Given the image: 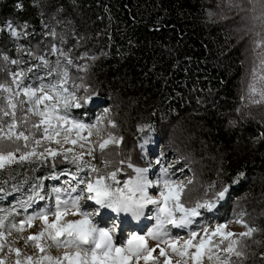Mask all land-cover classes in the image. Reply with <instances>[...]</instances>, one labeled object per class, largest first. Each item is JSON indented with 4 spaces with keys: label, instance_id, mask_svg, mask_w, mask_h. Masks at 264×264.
Instances as JSON below:
<instances>
[{
    "label": "trees",
    "instance_id": "16d2710c",
    "mask_svg": "<svg viewBox=\"0 0 264 264\" xmlns=\"http://www.w3.org/2000/svg\"><path fill=\"white\" fill-rule=\"evenodd\" d=\"M8 24L21 37L6 31ZM262 39L259 0H0V82L10 63L3 52L12 59L41 54L44 63H58V73L48 76L50 66L40 63L32 84L57 83L66 71L69 90L84 83L88 94L102 98L71 109V116L95 124L105 106L122 138L95 160L74 162L62 153L0 169L4 229L25 219L21 211L38 191H48L55 210L58 194L47 183L49 175L88 178L93 173L84 162H90L100 166V174L121 169L117 178L124 182L133 173L129 163L145 165L137 147L143 133L136 127L150 123L159 133V156H172L191 178L182 201L209 199L228 186L215 211L218 220L239 218L256 229L240 238L244 255L232 264H264V47H257ZM54 49L70 54L77 67L63 68ZM156 175L155 181L163 170ZM198 222L192 230L199 231Z\"/></svg>",
    "mask_w": 264,
    "mask_h": 264
},
{
    "label": "snow or ice",
    "instance_id": "6c2138e0",
    "mask_svg": "<svg viewBox=\"0 0 264 264\" xmlns=\"http://www.w3.org/2000/svg\"><path fill=\"white\" fill-rule=\"evenodd\" d=\"M264 6V0H259ZM26 27V25L24 26ZM9 30L13 36H19V33L9 25ZM54 35V33H53ZM257 47H264V39L257 43ZM55 50V49H54ZM7 59V57H5ZM43 60V57H39ZM71 63V61H68ZM12 63H17L13 60ZM261 67L264 69V58L261 59ZM31 71V69H29ZM51 75V73H49ZM24 77V73H14L13 83L16 84L17 91L14 96L25 97L18 102H14V97H8L7 107L11 111H4V116H10L11 123L7 125V131L0 126V141L8 140L13 144H17L15 150L5 151L0 148V169L6 165L15 162L17 159L24 161L30 157L39 156L41 158L47 155L55 158L62 153L67 158L68 153H73V161H83L85 154L96 159L93 156L94 148L92 141L89 139L93 135V129L99 133V125L103 123V118H99L95 124H86L79 119L73 118L70 110L80 109L92 102L93 95L87 96L83 101L77 95L80 87L73 84L72 90H69L68 73L65 71L63 77L55 84H41L39 88L32 86H21L20 80ZM264 79V76L260 77ZM47 89V90H46ZM0 90L4 92H12L10 87L0 84ZM89 91L88 88L82 89ZM250 91L255 93L257 89L254 85H250ZM262 99H264V90L260 91ZM259 102V101H256ZM17 103L19 105L29 104L27 113L23 118V124L27 125L30 116L37 119L31 123V128L25 127L20 130L16 120ZM107 111V110H106ZM30 114V116H29ZM111 127H116L114 121H109ZM143 130V129H142ZM87 131V135H83ZM36 133H42L40 138H36ZM122 138H116L112 133L108 134V138L99 143V149L103 152L109 144H119ZM23 141V148L28 149L31 143L33 147L30 151H21V147L17 142ZM47 142L55 143L61 146L60 149L45 147L43 151L37 152V148ZM83 142V143H82ZM71 145L72 147L64 148L63 145ZM77 144L81 148L88 144L87 153H76L74 146ZM17 153H21L17 156ZM90 168L91 173H95L94 179L84 178L77 180L76 176L72 179L76 180L78 185L84 187L71 188V192L78 193L70 200H62L59 195L55 199V210L45 209L37 213L35 216H27L22 219L19 225L13 223L9 226L7 235H11V229L23 232L25 226L33 227V221L40 219L42 227L35 234H30L26 240V244H32L38 249L40 255H28L21 260L20 248L8 247V252H14L17 259L15 264H159L157 257L153 256L157 248L159 249V257L164 258V264H173V260L168 250L180 259L175 264H203V260L207 257L212 260L214 257L220 260L219 251L227 254V257L221 264H232L231 256L242 257L244 253L239 250V239H233L237 234L232 231H225L227 224L217 223L214 228L207 225H201L202 232L191 230V226L202 217L205 212H212L217 202L224 199L229 192V187L224 186L215 192L210 199L196 200L188 205L182 201V197L192 181L188 184L183 181H176L172 178V174L165 168L163 175L156 179L155 183L148 178V167H136L135 180L124 181L123 187H119L117 173L121 170L117 168L108 172L107 177L100 174V170L90 162H84ZM105 160V167L108 166ZM123 164L124 161L119 162ZM159 163V161H157ZM128 167H133L129 163ZM241 176L243 173L240 174ZM111 181V182H108ZM162 185L163 190L159 192V198H153L149 195L150 188H159ZM59 194L62 189H53ZM86 197V199H85ZM44 199L43 196L39 197ZM81 201H84L82 206ZM91 202H94L92 204ZM149 205L156 206V215L154 217L156 226L148 233L153 240L158 241L155 247H149L147 239L142 235L133 234L124 245L121 241L119 244L114 240V235L118 227L122 230V225L127 222L129 216L132 219L139 220L145 216V209ZM87 207H94V211L85 210ZM110 210L116 214L115 217L108 216L103 221L107 224L112 219L119 220V224H113L111 227L100 226L99 222L94 223V219L102 217L104 212ZM121 214H127L121 216ZM49 215L54 217L49 219ZM69 216H78V219H68ZM237 223L244 224L243 220ZM169 226L174 229L189 230L187 239H174L169 232ZM5 227L4 219L0 218V229ZM247 231L239 233V238L251 236L256 229L248 227ZM219 238V239H216ZM6 234L0 231V252L6 247ZM43 241V243H42ZM227 241V246L221 249V246ZM50 242V243H49ZM15 243V241H13ZM163 244L166 247H161ZM65 249L61 255H51L49 248ZM75 251H72V250ZM0 264H7L6 259L0 258Z\"/></svg>",
    "mask_w": 264,
    "mask_h": 264
},
{
    "label": "rangeland",
    "instance_id": "374dc122",
    "mask_svg": "<svg viewBox=\"0 0 264 264\" xmlns=\"http://www.w3.org/2000/svg\"><path fill=\"white\" fill-rule=\"evenodd\" d=\"M57 55L60 57V63L59 64L61 66H63V68H66L65 65L69 66V65H73V64H74L73 67H77V65H75V63H74V59L69 57V56H66V55H70V54L63 55V54L58 53L55 50L54 56H57ZM34 56L43 57V55H41V54H37V55L34 54ZM5 57H7V56L6 55L5 56L2 55L3 59H5ZM88 58L90 60H92V59L94 60L96 57L95 56L94 57L89 56ZM7 59H8V57H7ZM7 59H5V60H7ZM8 60H10V59H8ZM15 61H17V63H15V64L12 63V61L9 63V65H8L9 68H8L6 76H5L6 80L0 82V84H3L6 87H10L12 89L11 93L4 92L3 90H0V126H2L5 129V131H7V125L9 123H11V119H12L10 116H4L3 115L4 111H11V109H9L7 107V105H8V97L9 96H13L14 97V102H18V101H20L22 99H26L25 97H23V95L14 96V93L18 89L16 87V84L13 83V78L12 77H13L14 73H16V72L20 73L19 71H16V70H18L21 67H23V65H21V62L19 61V59L15 60ZM68 61H71V63H69ZM47 63H50V62H47ZM47 63L46 62L44 63V61H43V62H41V64H42L41 66H50L49 69H47L48 70V76H51L53 74L54 75L57 74L58 73V67H59L58 63L56 64L54 60L50 64H47ZM87 67H88V64L84 63V65L80 68L81 72L84 75V78H85V74H86V71H87ZM35 68H37L36 65H34V68H32V69L31 68H25V71H23L24 77H23L22 80L19 81L21 86H29V84H31V86L35 87V85L32 84L34 79L31 76L33 74V71L35 70ZM29 69H31V71H29ZM49 72L51 73V75H49ZM0 77H1V75H0ZM52 80L53 81H51L50 83L51 84H55L54 83L55 80L54 79H52ZM82 83H83V81H82ZM77 86H79L80 89H81L80 91L77 92V95L81 98V101H83L87 96L93 95L94 96L93 101L88 103L87 105L102 103V98L98 94H88L87 92L84 93V91L82 90V89L85 88L84 83L83 84H77ZM35 88H37V87H35ZM29 107H30V105L27 104V103H25L22 106L17 103L16 120H17V123L19 124L20 130H23L25 127L31 128V123L34 122L37 119L36 117H32L29 114V116H30L29 123L27 125L23 124V122H22L23 118H24V116L26 114H28L27 113V109ZM99 118H103V123L98 126L99 127V133H97L96 130L93 129V135L89 138L93 142L92 143V147L94 148L93 156H95V155H97L99 153V151H100L99 143H101L104 139H107L109 133H112V135L117 138V134H116L115 129H113V127H111V125L109 123V121H113L112 112L111 111L109 112V109H107L105 106H103L101 111L96 115V122H97V120ZM136 129H137V131L143 133L142 139L138 142V146L137 147L143 153V161H145L144 162L145 165L144 166H140V165H136V164L131 163L133 165V167H131V169L133 170V173H132L131 176L126 177L125 181L126 180H133L134 181L135 178H136L135 168L136 167H148L149 166V162H151V167H149L148 178L150 180H152L154 183H155V178L157 176L156 173L158 172V170H161V169L164 170L165 168H167L169 170V173L172 174V178L174 180L178 181V182L179 181H183L186 184L189 180H191L190 176L186 177L185 174H183V170L181 168H179V165H177L178 164L177 161L175 159H173L172 156H168V157L159 156L158 149L160 148V143L157 144V142L156 143L153 142V143H155L154 146H153V150H154L153 154L154 155L153 154L149 155V154H145L144 153V150L148 149L150 146L152 147V143H150V145H149V140H151V139H148L149 136H153L156 139V141H158L159 133H158V131L156 129H154L152 124H150V123L139 124V125H137ZM82 134L83 135H87V131H85ZM41 135H42V133H40V135H36V138H40ZM159 141H160V139H159ZM11 143L12 142H10L8 140L0 141V148H3L5 151H8V150H13L14 151L15 148L17 147V144L14 145V144H11ZM17 143L21 147V151L22 152L23 151H30L31 148L33 147V145L30 143L28 149H24L23 148V141H20V142H17ZM112 145H114V144H109L107 146V148H109ZM148 145H149V147H148ZM45 147H51V148H54V149H60L61 146L56 145L55 143L48 144L47 142H42V144L37 148V152L43 151ZM63 147L67 148V147H72V146L65 144V145H63ZM88 147H89L88 144H85L83 148H81L79 144L74 146L76 153H80V152L87 153ZM20 154L21 153H17V156H19ZM156 154H157V156H156ZM70 155L73 156L74 154L70 153ZM45 156H47V155H45ZM152 156H155V157H152ZM33 158L41 159V157L36 156V157H30L27 160H30V159H33ZM84 158L90 159V161L93 160L92 157H90V156H88L86 154H85ZM157 161H159V163H157ZM98 162L101 165L103 164L102 160H100ZM98 169H100V166L98 167ZM93 174H91L88 178L94 179L95 176ZM107 174H108V172H104L101 175H104L105 177H107ZM73 176H76V175H73ZM51 177H55L54 182L49 180V178H51ZM59 177L60 176L54 175V174L49 175L47 177V179H48L47 183H49L50 185L54 184L53 185L54 189L59 188L58 187L59 185L62 186L65 191H61L58 195H60V194L65 195L64 196L65 197L64 200H70L72 197H74V196H76L78 194V193L71 192V188L75 187V188L79 189L80 187H84V185H78L76 180H73L72 177H70L71 179H69L71 181V183L68 182L69 180L67 178H65L64 180H60V182H59V179H60ZM76 178H77V180L83 179V177H81V176H78V177L76 176ZM108 182H111V181H108ZM120 185H124V182L120 181ZM119 187L122 188L123 186H119ZM162 190H163L162 185L159 188H150L149 189V195L152 196L153 198H159V192L162 191ZM41 192H39V191L37 192L38 195L36 196L33 204H38L37 200L40 197L39 194ZM45 193H46V190L43 191L42 194H41V196L45 197V199H44L45 202H43L42 201L43 199H41V206H37L36 207V206H33L31 204V205H28V206H33V207H31L30 209H25V210L21 211V214L24 216V218H26L27 216H35V215H37V213L41 212V211H38L36 209H40V208H43V207H45L44 210L45 209H51L52 200ZM85 199H86V197H85ZM225 200H226V197L224 199L220 200V202L221 201L224 202ZM220 202H217L216 208L212 212H210V213L205 212L203 214V216L200 217V220L198 222V227L200 229L197 232H202L201 225H207V226H209L211 228H214L217 223L227 224V228L225 229V231H232V232L236 233L237 235L234 236L233 239H239V242H240V238H239L238 234L241 233V232L247 231V228L245 227L244 224L237 223V221L240 220L239 218H236V219H233V220H230V221L220 222L218 220V218H217L218 215H216V213H215V211L217 209V206L219 205ZM91 203L94 204V202H91ZM81 204L83 206L84 201H81ZM85 210L94 211L95 208L94 207H87ZM121 215L126 216V214H121ZM155 215H156V206L155 205H149L145 209V216L141 217V219H139V220H134L133 219L132 220V218L129 216L127 222L122 225V230H121L120 227L117 228L116 233L114 235V240H116L118 244L122 241L123 244L126 245L128 239L133 234L142 235V236H144L147 239L149 247H155L156 244L158 243V241L153 240L150 236H148V233L156 226V221L154 219ZM108 216L107 215H103L102 217H98L97 219H94L93 222L94 223H98L99 222L100 226H102V227L103 226H108L109 227V223L111 221L116 222L117 224H119V220H114V219H112L107 224H105L103 222L104 221L103 217L107 220ZM113 217H115V216H113ZM53 218L54 217L49 215V219L50 220L53 219ZM78 218H79L78 216H69L68 217V219H78ZM41 227H42V221L40 219H36V220L33 221V227L28 228L27 226H25V230L22 233L18 232L16 229H11V235H7L9 229H4V228L0 229V231L5 232L6 237H7L5 250L3 252H0V258L6 259L7 264H15V260L17 259V257L15 256L14 252H8V250H7L8 247L20 248V250H21V260L22 261H23V257L28 256V255L39 256L40 253H39L38 249H36L32 244H26L25 240L30 234H35L38 231H40ZM168 230H169V232L171 233V235H172V237L174 239H181V240L182 239H187L188 235H189V230H188L187 234H177L178 229L171 228L170 226H169ZM216 239H219V238H216ZM13 241H15V243H13ZM42 243H43V241H42ZM227 243L228 242L225 241V243L221 246V249L223 247H226ZM160 246L161 247H166L163 244H161ZM238 248L240 250L239 245H238ZM64 250L65 249H63V248L52 247V248L48 249V252H49V254L55 256V255H61ZM72 251H75V250L73 249ZM168 252H169V255L171 256V258L173 260V264H175V261L180 259V258L175 256L174 254H172L170 250H168ZM218 255L221 258L220 260L215 259V257L212 260H208L207 257H205L204 260H203V264H221V262L227 257V254L224 253L221 250V251H219ZM153 256L158 258L159 264H164V258L163 257H159V249L158 248H157L156 252L153 253ZM240 259H241V257L238 258L235 255L231 256V262H235V261H238ZM140 264H144V262L141 261ZM150 264H151V262H150Z\"/></svg>",
    "mask_w": 264,
    "mask_h": 264
},
{
    "label": "built area",
    "instance_id": "2783aa9c",
    "mask_svg": "<svg viewBox=\"0 0 264 264\" xmlns=\"http://www.w3.org/2000/svg\"><path fill=\"white\" fill-rule=\"evenodd\" d=\"M9 25H11V24H8L7 26H5V28H6V31H8V32H11L10 30H9ZM12 26V25H11ZM14 28V27H13ZM15 30L19 33V36L21 37V35H22V32H21V30L20 29H16L15 28ZM15 48H17L18 46H14ZM11 48H13V47H11L10 46V49ZM2 55L3 56H7L8 57V59H10V62L11 61H13V60H17V59H19V61L21 62V65H23V68H20V69H18V70H16V71H19V72H23V71H25V68H34V65H36V67H38V65L41 63V62H43L44 61V58H43V60H41V59H39V57H36V56H34L33 55V52H30V56L28 57V58H22V57H16V58H10V56H9V53L8 52H3L2 53ZM17 73V72H16ZM32 76V75H31ZM13 78V77H12ZM29 86H31V84H29Z\"/></svg>",
    "mask_w": 264,
    "mask_h": 264
},
{
    "label": "bare ground",
    "instance_id": "6f19581e",
    "mask_svg": "<svg viewBox=\"0 0 264 264\" xmlns=\"http://www.w3.org/2000/svg\"><path fill=\"white\" fill-rule=\"evenodd\" d=\"M148 139H151V140H149V145H150V143H152V147L150 146L149 147V145H148V149H146V150H144V153L145 154H153L154 153V150H153V146H154V144L157 142V144H159L160 143V141H159V138H158V141H156V139L153 137V136H149V138ZM153 142H155V143H153ZM147 148V147H146ZM160 149V148H159ZM159 149H158V152H159ZM154 155V154H153ZM156 156H157V154H156ZM152 157H155V156H152ZM118 180V179H117ZM119 181V180H118ZM120 182V181H119ZM119 186H123V185H120V183H119ZM104 215H106V214H104ZM108 215H110V214H107V216ZM127 215V214H126ZM122 217L124 216V215H121ZM133 220V219H132ZM135 220V219H134ZM198 220H200V218H197V221ZM129 223V222H128ZM126 225V224H125Z\"/></svg>",
    "mask_w": 264,
    "mask_h": 264
},
{
    "label": "clouds",
    "instance_id": "9594fccd",
    "mask_svg": "<svg viewBox=\"0 0 264 264\" xmlns=\"http://www.w3.org/2000/svg\"><path fill=\"white\" fill-rule=\"evenodd\" d=\"M45 194L49 196V194H48V191H46V193H45Z\"/></svg>",
    "mask_w": 264,
    "mask_h": 264
}]
</instances>
